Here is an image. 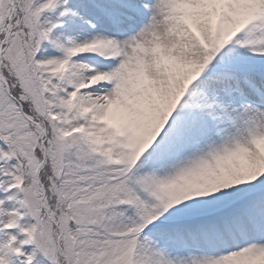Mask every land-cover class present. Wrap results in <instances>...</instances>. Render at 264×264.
<instances>
[{"label":"snow or ice","instance_id":"1","mask_svg":"<svg viewBox=\"0 0 264 264\" xmlns=\"http://www.w3.org/2000/svg\"><path fill=\"white\" fill-rule=\"evenodd\" d=\"M0 264H264V0H0Z\"/></svg>","mask_w":264,"mask_h":264}]
</instances>
